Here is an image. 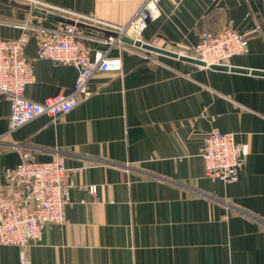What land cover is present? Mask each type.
I'll return each mask as SVG.
<instances>
[{
    "label": "crops",
    "instance_id": "1",
    "mask_svg": "<svg viewBox=\"0 0 264 264\" xmlns=\"http://www.w3.org/2000/svg\"><path fill=\"white\" fill-rule=\"evenodd\" d=\"M125 26L145 0H37ZM26 2L0 0V38L18 25L55 28ZM158 17L138 40L188 51L205 32L246 34L248 51L227 65L264 72V0H160ZM91 53L118 57L121 69L95 73L90 95L51 122L36 117L7 133L0 95V187L3 170L24 153L60 160L72 177L64 222L46 225L24 249L0 245V264H264V77L188 64L138 48L109 46L80 29ZM23 55L35 58L30 37ZM27 100L71 94L77 70L33 62ZM211 130L242 147L237 180L204 176L201 151ZM95 186L89 193L88 187Z\"/></svg>",
    "mask_w": 264,
    "mask_h": 264
},
{
    "label": "built area",
    "instance_id": "2",
    "mask_svg": "<svg viewBox=\"0 0 264 264\" xmlns=\"http://www.w3.org/2000/svg\"><path fill=\"white\" fill-rule=\"evenodd\" d=\"M32 10L57 15L79 23L82 27L58 23L55 28L18 25L23 33L14 39L0 38V95L9 105L7 133L30 120L46 116L51 122L72 111L77 105L76 95L87 98L89 78L95 73L121 69L118 57H106L102 53H91L84 42L80 29H89L102 36L101 42L110 47L120 45L123 36L138 39L139 34L158 15L160 0H145L135 16L125 25L119 26L94 17L73 13L60 7L37 0H20ZM35 44V58L23 55L28 39ZM248 51L246 34L232 29L219 33H202L190 50L175 51L179 55L196 58L205 66L227 65L231 57ZM48 59L54 64L71 65L77 70L74 90L71 94H55L41 103L27 100L26 86L35 80L33 62ZM241 144L234 134L211 130L205 137L201 157L204 176L208 180L223 184L237 180L238 168L243 162ZM83 169H68L60 160L38 162L24 153L19 164L3 170V185L0 187V245L17 246L24 249L39 239L48 224L64 222V207L70 202L72 177ZM89 193L95 186H89ZM21 264H29L22 254Z\"/></svg>",
    "mask_w": 264,
    "mask_h": 264
},
{
    "label": "water",
    "instance_id": "3",
    "mask_svg": "<svg viewBox=\"0 0 264 264\" xmlns=\"http://www.w3.org/2000/svg\"><path fill=\"white\" fill-rule=\"evenodd\" d=\"M32 15L35 16V17H40V18H46V19H49V20H52V21H55L56 23H60V24H69V25H76V26H79V27H82L81 24L79 23H74V21L70 20V19H66V18H62V17H59L57 15H50V14H45L44 12L42 11H38V10H33L32 11ZM120 42L124 45H128V46H131V47H134V48H138L140 50H145V51H148V52H151V53H154V54H161V55H164V56H168L170 58H175V59H178L182 62H185V63H188V64H194V65H197V66H200V67H208L209 69H212V70H216V71H230V72H234V73H245V74H250L252 76L254 75H257V76H263L264 77V72L262 71H258V70H254V71H250V70H247V69H243V68H234V67H230L228 65H209V66H205V64L196 59V58H192V57H187V56H183V55H179L177 52H172V51H169V50H165V49H162V48H157V47H154L150 44H146V43H143L141 42L140 40L138 39H133L129 36H123L120 38Z\"/></svg>",
    "mask_w": 264,
    "mask_h": 264
}]
</instances>
